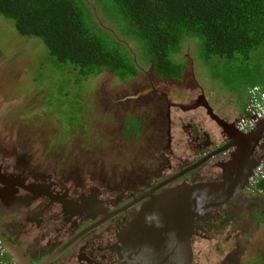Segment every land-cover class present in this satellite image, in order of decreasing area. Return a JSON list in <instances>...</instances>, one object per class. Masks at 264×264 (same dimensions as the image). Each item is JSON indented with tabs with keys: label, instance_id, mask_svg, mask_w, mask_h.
Returning a JSON list of instances; mask_svg holds the SVG:
<instances>
[{
	"label": "rangeland",
	"instance_id": "374dc122",
	"mask_svg": "<svg viewBox=\"0 0 264 264\" xmlns=\"http://www.w3.org/2000/svg\"><path fill=\"white\" fill-rule=\"evenodd\" d=\"M93 8L99 24L116 32L117 26L97 6ZM260 52L251 66L255 60L264 67ZM181 55L195 57L196 50L191 44ZM225 64L217 66L220 76L245 79L238 75L244 64ZM194 67L204 85H214L223 100L234 98L226 84L213 80L211 68L199 62ZM148 72L150 68L144 67L142 74L124 82L108 72L80 79L70 65L56 64L41 40L18 35L12 21L0 17V163L36 178L52 174L63 183L78 187L95 183L107 190L156 176L164 164V130L149 126L126 137L120 128L136 105L126 98L154 81ZM245 100L239 98L233 111L237 115ZM178 133L175 128L173 134ZM229 208L231 218L218 227L213 239L194 243V264H263L264 199L249 193Z\"/></svg>",
	"mask_w": 264,
	"mask_h": 264
},
{
	"label": "flooded vegetation",
	"instance_id": "af4514ba",
	"mask_svg": "<svg viewBox=\"0 0 264 264\" xmlns=\"http://www.w3.org/2000/svg\"><path fill=\"white\" fill-rule=\"evenodd\" d=\"M199 73L192 64L185 68L181 81L153 77L148 86L126 98L136 103L121 121L120 128L128 137L142 133L149 126L164 130V164L156 176L141 184L115 190L103 189L95 183L78 187L63 183L52 174L36 178L27 171H12L9 165L0 163L2 234L16 242L24 255L33 259L42 256L40 262L74 241L70 251L60 253L47 264H125L124 230L138 215L141 203L146 200L144 195L150 190L156 194L181 183L221 179L220 166L230 158L232 149H223L230 143L229 133L238 132L236 122L240 115L233 111L242 95L236 91L234 98L223 100L214 85H204L205 80ZM144 90L145 94L138 95ZM150 95L146 103L139 101ZM175 128H179L178 134H173ZM263 156L264 138L253 151L254 158ZM9 174L13 175L16 194ZM34 184L44 185L46 194L31 198L37 194L32 190ZM250 191L249 187L216 212L199 217L192 249L199 239H213L218 227L229 220L230 204L245 198ZM15 197L16 204L21 205L16 210H8L6 204L13 205ZM191 264H194V250Z\"/></svg>",
	"mask_w": 264,
	"mask_h": 264
},
{
	"label": "trees",
	"instance_id": "16d2710c",
	"mask_svg": "<svg viewBox=\"0 0 264 264\" xmlns=\"http://www.w3.org/2000/svg\"><path fill=\"white\" fill-rule=\"evenodd\" d=\"M94 5L116 32L94 18ZM0 17L18 35L41 40L55 63L70 65L80 79L108 72L124 82L149 67L159 80L181 81L185 68L199 62L246 103L251 87H264L262 62L249 63L264 52V0H0ZM191 44L196 56L180 57ZM224 62L244 64L238 75L245 79L220 76ZM250 194L264 199V179Z\"/></svg>",
	"mask_w": 264,
	"mask_h": 264
},
{
	"label": "water",
	"instance_id": "95a60500",
	"mask_svg": "<svg viewBox=\"0 0 264 264\" xmlns=\"http://www.w3.org/2000/svg\"><path fill=\"white\" fill-rule=\"evenodd\" d=\"M145 93L146 90L139 92L138 95ZM263 138L264 118L247 133L239 131L229 133L230 143L223 151L226 149L232 151L230 158L220 166L223 172L221 179L193 184L181 183L156 194L152 190L146 193L143 197L146 200L141 203L138 215L124 230L125 264H191L193 261L191 241L195 234L197 219L216 212L249 188V179L261 161V158L253 157V151ZM12 177L13 175L9 174L8 178L13 181L11 187L16 194V185ZM18 178L21 179V176ZM164 184L165 182L160 186ZM44 188L42 184H34L32 190L37 194L34 196L32 190L27 189L33 196L26 197H41V194H46ZM13 202L15 203L13 205L6 204L8 210H16L21 205L16 204V197ZM73 242L53 251L49 258L40 262L42 256L33 259L24 255L16 242L2 234L0 227V243L20 264H47L60 253L70 251ZM42 243L46 245L47 242L42 239Z\"/></svg>",
	"mask_w": 264,
	"mask_h": 264
},
{
	"label": "built area",
	"instance_id": "2783aa9c",
	"mask_svg": "<svg viewBox=\"0 0 264 264\" xmlns=\"http://www.w3.org/2000/svg\"><path fill=\"white\" fill-rule=\"evenodd\" d=\"M264 118V87L253 86L248 90L247 103L244 114L237 120L236 127L239 132L251 131L257 123ZM263 158L254 169L249 179V187L253 189L257 183L264 179ZM0 264H20L14 257L8 254L0 243Z\"/></svg>",
	"mask_w": 264,
	"mask_h": 264
},
{
	"label": "crops",
	"instance_id": "0c3cea01",
	"mask_svg": "<svg viewBox=\"0 0 264 264\" xmlns=\"http://www.w3.org/2000/svg\"><path fill=\"white\" fill-rule=\"evenodd\" d=\"M246 103V100L244 101V103L242 104V107L241 108H239V109H242L241 111H243L244 110V104ZM241 114V113H240Z\"/></svg>",
	"mask_w": 264,
	"mask_h": 264
}]
</instances>
